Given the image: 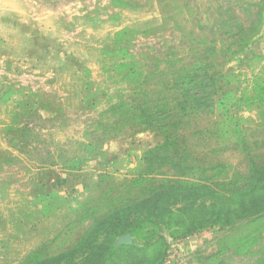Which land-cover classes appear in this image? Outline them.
I'll return each mask as SVG.
<instances>
[{"label":"rangeland","instance_id":"obj_1","mask_svg":"<svg viewBox=\"0 0 264 264\" xmlns=\"http://www.w3.org/2000/svg\"><path fill=\"white\" fill-rule=\"evenodd\" d=\"M224 1L0 0V264H264V23L213 107L82 144L137 79L155 104L168 60L210 56Z\"/></svg>","mask_w":264,"mask_h":264},{"label":"trees","instance_id":"obj_2","mask_svg":"<svg viewBox=\"0 0 264 264\" xmlns=\"http://www.w3.org/2000/svg\"><path fill=\"white\" fill-rule=\"evenodd\" d=\"M223 3L227 6H219L213 13L211 23L207 24L211 26L212 35L217 38L207 47L210 56L192 54L189 59L182 56L168 60L170 68L166 66L161 69L164 77L157 87H162V90L156 94L155 104L149 99L144 101V95L150 94L144 93V80L137 79L136 89L130 94V100L124 99L120 104H113L105 111L107 113L123 108L118 118L99 123L108 138L96 141L92 137L90 142L84 141L82 144L88 147L99 145L106 139L117 137L128 125L133 129L146 123L154 130H169L180 122L177 121L180 118L178 116H187L189 110L213 107L217 101L215 97L222 89L224 74L229 70L225 71L226 61L222 60H230L243 54L260 35L264 23V0H248L247 5L243 0H226ZM241 5L243 9H239ZM207 25L204 27H208ZM219 39L222 44H219ZM137 132L135 128L133 133ZM126 208H118L112 217L119 220L122 215L118 213ZM100 222L101 220L97 221L94 228ZM74 251L75 248L49 256L32 249L23 256L19 264H80L79 261L73 260L62 263L63 260L69 259V254Z\"/></svg>","mask_w":264,"mask_h":264},{"label":"water","instance_id":"obj_3","mask_svg":"<svg viewBox=\"0 0 264 264\" xmlns=\"http://www.w3.org/2000/svg\"><path fill=\"white\" fill-rule=\"evenodd\" d=\"M119 243L120 244H132L133 240H132V237L128 234V235L120 238Z\"/></svg>","mask_w":264,"mask_h":264}]
</instances>
